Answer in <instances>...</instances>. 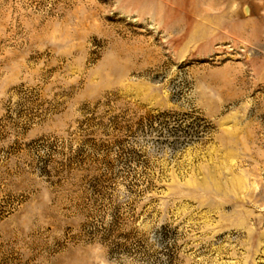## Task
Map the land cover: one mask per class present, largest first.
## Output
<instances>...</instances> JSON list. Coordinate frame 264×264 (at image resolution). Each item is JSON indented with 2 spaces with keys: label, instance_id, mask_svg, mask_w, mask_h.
I'll use <instances>...</instances> for the list:
<instances>
[{
  "label": "rangeland",
  "instance_id": "obj_1",
  "mask_svg": "<svg viewBox=\"0 0 264 264\" xmlns=\"http://www.w3.org/2000/svg\"><path fill=\"white\" fill-rule=\"evenodd\" d=\"M0 264H264V0H0Z\"/></svg>",
  "mask_w": 264,
  "mask_h": 264
}]
</instances>
